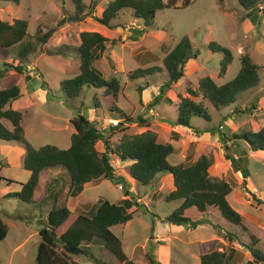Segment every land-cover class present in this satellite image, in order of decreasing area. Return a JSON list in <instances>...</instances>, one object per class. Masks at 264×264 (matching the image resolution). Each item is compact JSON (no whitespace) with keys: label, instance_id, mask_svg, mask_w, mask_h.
Returning a JSON list of instances; mask_svg holds the SVG:
<instances>
[{"label":"rangeland","instance_id":"rangeland-1","mask_svg":"<svg viewBox=\"0 0 264 264\" xmlns=\"http://www.w3.org/2000/svg\"><path fill=\"white\" fill-rule=\"evenodd\" d=\"M84 1L89 6L88 13L82 20L74 21L70 18L74 10L70 0L0 2L2 19L9 22H12L14 18L27 20V35L22 42L16 44L13 51H9L10 54H0V62L5 60L15 64L17 59L11 56L17 54L18 46L28 41L36 43L38 32L43 33L48 29L53 31L45 43H36L35 50L27 55L25 67L21 73L10 69L3 78H0V88L6 82L5 77L15 81L13 84L19 87V99H16L21 108L20 122L27 140L34 147L50 143L65 148L63 146L70 141L69 131L74 130L69 119L78 111L88 116V106L92 105L95 95L101 94V90L83 87L81 93L72 100L59 97L58 83L79 72V59L74 53L60 55L50 51L55 47H64L65 44L76 46L80 43L79 33L82 30L99 31L108 37V41L106 50L95 61L96 67L101 70L105 78L111 75L119 77L122 94L119 92L118 105L133 117L140 115L146 119L147 124L134 122L126 129V132L139 133L148 129L156 133L158 141L170 142L174 147L173 152L167 157L171 164L182 162L186 156L192 159H196L203 153L212 156L213 161L208 171L230 183L232 189L229 198L241 210L245 222L251 227L250 230L260 239L257 245L264 252V152L253 154L243 142L233 144L231 139L227 142L235 157L245 155L246 163L244 164L249 170L252 183L249 188V182L246 181L248 178H245L240 170L235 169L225 158V150L217 130V128L221 129L230 135L244 129L257 130L264 124V0L258 3L256 12L255 10L249 12L250 10L241 7L236 0H189L188 4L184 3V0H175L170 7H164L156 12L154 25L141 35L139 41H134L127 36L134 24L141 25L140 21L128 18L129 10H126L124 14L127 18L124 27L109 29L97 20L103 6L109 0H96L95 3H92L93 0ZM247 19L256 24L252 30L256 33L250 35L251 37L245 31L246 28L244 29ZM184 34L188 36L194 47L190 61L199 65L198 69L195 70L190 61L186 63L184 77L165 87L162 98L152 105L153 97L159 93L160 86L168 77L162 67V59ZM210 41L229 48L233 54L232 61L222 76L219 74V69L223 53L211 50L208 45ZM242 47L243 51H241ZM244 54L249 55L254 62L261 65L258 69L260 81L258 86L238 93L234 103L216 109L201 97V93L198 92L194 96L186 91L187 85L193 89L196 88L198 78L203 75H208L217 84L233 78L240 68V58ZM151 65L161 66L162 70L144 78H129L128 71L131 69ZM43 80L51 89L49 96L47 89L41 85ZM36 87L45 90L46 100H42L40 95L28 94ZM179 93L195 101L203 102L208 111L213 114V124H208L199 117L191 118L194 129L208 127L211 130H203L208 131L203 138L200 137L203 131L198 133L184 126L177 128L173 126L172 121L175 119ZM168 97L169 100H167ZM36 101V104H31ZM252 103H255V106L252 107ZM241 108L245 111L240 110ZM112 118L117 119L114 115ZM220 118L221 121L226 118L227 123L223 127H219ZM3 122L9 125L5 119ZM96 125L104 129L107 136L109 132L107 126L113 124L105 121L103 126V121L100 119ZM121 134L119 131L110 134V143H117ZM4 144H7V148H2L1 145ZM12 145L22 148L23 154L19 155ZM99 148H101L100 145ZM24 153L25 150L21 144L0 140V218L7 228L5 237L0 240V264H36L37 244L41 238L38 230L45 222L47 211L54 205L65 203L72 210L88 214L99 198L115 202L123 196L137 201L138 209L133 217L125 224L113 225L111 230L120 238L125 254L128 257L132 256L133 261L139 264H145V254L148 251L157 252L160 264H200V251L214 248L217 241L225 242L222 234L218 233L210 223H203L191 229L186 225L174 226L164 221V217L180 203V200L164 201L160 195L161 189L159 190L158 187H172L170 176L161 173L157 174L150 184H136L126 170L127 160L119 159L118 161L114 156L111 162L116 166L117 174L123 178L126 189L130 190L128 196L124 195L125 186L119 188L113 181L101 178L85 184L80 196H70L67 194L69 183L67 172H61L52 194L47 195L45 199L43 182L46 175L42 177V184L35 191L32 203L9 196L8 193L18 191L21 184L28 178L29 170L22 165ZM62 169L60 167L50 172L55 174ZM54 174L50 175L55 176ZM53 176L48 180L54 178ZM8 178H13V181L7 183ZM134 206L130 207L129 211L135 209L136 206ZM143 206H146L150 213L143 212ZM152 218H155V222L158 223L157 231L160 234L158 243L161 244L159 247L154 240H151L153 238V232L150 230ZM208 218L211 222L219 224L223 232L235 231L241 240L246 239L239 230L225 223L218 213L211 212ZM164 235L169 236L164 238ZM213 239H215L214 242H212ZM232 245L241 251L243 259L239 260V264H244V259L251 258L249 251L243 249L238 242ZM55 249L59 254L68 256L69 260L75 264H97L95 260L104 261L105 259L108 261L107 264H120L113 256L106 253L102 240L96 237L90 242L81 244L80 251L77 253L67 252L61 244H57ZM253 264H264V262Z\"/></svg>","mask_w":264,"mask_h":264},{"label":"trees","instance_id":"trees-1","mask_svg":"<svg viewBox=\"0 0 264 264\" xmlns=\"http://www.w3.org/2000/svg\"><path fill=\"white\" fill-rule=\"evenodd\" d=\"M70 1L74 6L73 13L70 14L71 20H82L87 15L89 6L84 0ZM95 1L93 0L92 3ZM236 1L244 9L250 10L249 12L252 10L256 12L258 3L262 0ZM0 2L17 3L18 0H0ZM174 2L175 0H109L103 6L97 20L109 29L124 27L125 22H127L124 14L126 10H129L128 18L133 21H140L141 25L136 26L134 24L136 22H134V27L127 36L130 39L138 40L144 32L154 25L156 12L164 7H170ZM184 3L188 4L189 0H184ZM52 32V29L43 33L38 32L36 43H45ZM26 35V19L14 18L12 22H9L0 17V54H10L9 51H13L16 44L22 42ZM79 40L80 43L76 46L65 44L64 47H55L50 51L60 55L74 53L79 59V72L72 77L60 80L57 89L59 97L72 100L81 93L83 87L100 89L101 94L94 96L91 107L114 115L118 118V122L116 125H110L106 136L104 129H100L95 121L78 111L76 115L70 118L74 131L70 135V143L67 147L60 148L50 143L34 147L25 137L24 128L20 122L22 113L9 106L12 100L19 97V87L12 84L7 88H1L0 140L13 141L24 147L22 165L29 170V176L21 184V188L18 191L8 193V195L32 203L34 193L40 187L38 183L40 172L52 167H62L68 173L67 194L70 196H78L85 183L100 178L125 186L123 178L115 173V165L111 162L114 155L121 160L130 162L126 170L137 184H150L157 174H171L173 188H162L160 195L164 201L180 200V203L164 217V221L178 226L186 225L191 229L203 223H210L217 229L218 233L222 234L225 242L217 241L213 249L201 253L199 256L200 264H239V260L243 257L241 251L232 245L235 242H238L243 249L251 254L250 259H244V264L263 262L264 252L257 245L259 238L250 230L251 227L245 222L241 210L229 198L232 189L230 183L224 178L210 174L208 171L213 161L212 156L203 153L195 160L186 156L184 161L171 164L167 157L173 152L174 147L170 142L158 141L156 133L148 129L139 133H127L126 129H128L129 123H145L146 119L140 115L137 117L130 116L116 105L118 92L121 88L119 77L111 75L105 78L101 70L95 65V61L107 48L108 37L99 31L82 30L79 33ZM36 43L28 41L18 46L17 54L11 56L17 59L15 64L5 60L0 62V77L10 69L21 73L25 67L26 57L35 50ZM208 45L211 50L222 51L223 53L219 69V74L222 76L232 61V53L229 48L221 46L215 41H210ZM193 52L194 47L188 36L184 34L174 47L166 53L162 59V67L167 72L168 77L160 86L159 93L153 97L152 105L158 103L162 98V91L165 87L177 82L184 76V66L192 57ZM162 67L157 65L138 66L128 71V76L131 79L144 78V76L162 70ZM260 67L261 65L254 62L249 55L244 54L240 58V68L233 78L217 84L208 75H203L198 78L196 88L193 89L189 85L185 88L194 96L198 92L201 93L203 99L218 109L234 103L238 93L258 86L260 81L258 69ZM41 85L47 89L49 96L51 89L47 82L43 80ZM177 96L179 103L175 119L172 121L173 124L190 128L198 131V133L203 131L202 128L194 129L191 123L193 116L208 123L211 121V114L203 102L182 96L180 93ZM167 100L169 99L167 98ZM251 106H255V103H252ZM240 110L245 111L244 108ZM3 119L11 127L5 124ZM219 124L222 127L223 121H220ZM217 130L225 150V158L230 161L235 169L240 170L245 178L249 177V170L244 164L245 155L235 157L230 151V144L227 142L231 139L233 144L243 142L250 150L264 151V124L257 130L244 129L230 135L221 129L217 128ZM116 131L122 133L121 137L117 143H110L109 136ZM57 177L43 183L46 192L44 199L47 195L52 194L53 187L58 182ZM6 181L11 183L13 179L8 178ZM129 194L130 190L126 189L125 186L124 195L128 196ZM251 194L255 196L253 193ZM136 202L129 197H123L115 202L99 198L88 214L72 210L65 203L54 205L47 211L45 222L38 230L41 238L37 244L36 264H75L69 260L68 256L56 251L57 244L80 248L81 244L90 242L95 237L102 240L106 253L113 256L120 264H138L125 254L120 238L111 230L113 225L124 223L133 217L137 210L129 211V208L132 205L138 208ZM142 210L150 213L146 206H143ZM211 212L218 213L219 217L225 220V223H229V226L239 230L246 239L241 240L235 231L223 232L219 224L209 220L208 216ZM155 220V218L151 219V232L155 228ZM6 232V224L0 218V240L5 237ZM145 257L148 264H160L156 253L148 251ZM95 262L97 264L108 263L107 259L104 261L95 260Z\"/></svg>","mask_w":264,"mask_h":264},{"label":"crops","instance_id":"crops-1","mask_svg":"<svg viewBox=\"0 0 264 264\" xmlns=\"http://www.w3.org/2000/svg\"><path fill=\"white\" fill-rule=\"evenodd\" d=\"M247 22H245V24H244V29H245V31L249 34V36L250 35H254L255 33H256V31L254 30V31H252L253 29H254V27L256 26V24H254V23H252V21L250 20V19H247L246 20ZM148 30H150V29H148ZM251 37V36H250ZM140 39V38H139ZM139 39H138V41H139ZM135 41V40H134ZM239 48V47H238ZM239 50H237V52H238ZM241 51H243V47L241 48ZM232 56H233V54H232ZM191 59V58H190ZM190 59L187 61V63L190 61ZM190 63H192L191 61H190ZM191 66H194V68H195V70H197L198 69V66L199 65H197V64H194V63H192V65ZM195 70H193V71H195ZM10 76H11V74H10ZM4 76H1L0 78H3ZM184 77V76H183ZM26 80V79H25ZM5 81L6 82H4V86H2L3 88H7V87H9V86H11L15 81H11L9 78H7V77H5ZM225 82V81H224ZM221 83H223V82H221ZM221 83H219V84H221ZM59 84V83H58ZM25 85V84H24ZM26 86V85H25ZM1 87V88H2ZM0 88V89H1ZM52 88V87H51ZM32 89V88H31ZM52 89H55V88H52ZM119 92H120V94H122L121 93V88H120V90H119ZM119 92H118V97H117V101H116V105L117 106H119L118 105V103H119V99H120V96H119ZM28 94H34V95H40L41 96V98H42V100H46L47 98H46V92H45V90H43V89H41V88H35L33 91H29V93ZM21 98V97H20ZM19 99V98H18ZM18 99H16V100H13V101H11L10 102V104H9V106H11V107H13V108H15V109H17V110H21V108H20V105H18L17 104V100ZM168 99H170L169 97H168ZM37 103V101L35 102V103H31V104H36ZM89 108H88V110H89V114H88V118L89 119H91V120H93V121H95V122H97V121H99L100 119H102V121H103V126L105 125V121H107V122H109L110 120H112V117H113V115L112 114H110V113H108V112H106V111H103V110H95L93 107H91V105H89L88 106ZM119 108H121L122 110H124V112L126 113V114H128V115H131V114H129V113H127V111L125 110V109H123L121 106H119ZM133 108V107H132ZM91 110V111H90ZM134 111V110H133ZM177 111V110H176ZM210 114H211V121L209 122L210 124H213L212 122H213V114L210 112ZM227 115V114H226ZM132 116V115H131ZM175 116H176V112H175ZM223 116H225V115H223ZM222 118V117H221ZM221 118L219 119V122L221 121ZM227 118V117H226ZM226 118L225 119H223V125H225V123H227L226 122ZM70 120V119H69ZM97 120V121H96ZM70 122V121H69ZM134 122H131V123H129L128 124V126L129 127H131L132 126V124H133ZM208 123V124H209ZM142 124H147V123H142ZM207 124V123H206ZM9 127H11L10 126V124L8 125ZM98 126V125H97ZM175 128H177L178 126L179 127H182L181 125H173ZM208 126H210V125H208ZM108 128L110 127L109 125L107 126ZM128 127V128H129ZM223 127V126H222ZM206 128H208V127H205V129L204 130H208V129H206ZM253 130V129H252ZM254 130H256V129H254ZM74 131V130H73ZM73 131H69V133H72ZM127 131V130H126ZM208 131H203V132H201L200 133V137L201 138H203V136H205V134L207 133ZM71 135V134H70ZM199 137V136H198ZM69 139H70V137H69ZM69 143H70V141H67V143L63 146V147H67L68 145H69ZM2 146V148H7V144H4V145H1ZM12 146H14V149L18 152V154L19 155H22L23 154V149L22 148H20V147H18V145H12ZM12 146H9V148H12ZM40 146V145H39ZM10 150V149H9ZM253 154H255L256 152H264V151H260V150H257V151H253V150H250ZM114 156V155H113ZM118 161H119V158L117 157V156H114ZM197 158V157H196ZM113 159V158H112ZM111 159V160H112ZM184 159H185V157H184ZM184 159H183V161H184ZM121 160V159H120ZM192 160H195V159H192ZM121 161H123V160H121ZM128 163H127V165L130 163L129 161H127ZM127 165H126V167H127ZM57 168H60V167H52V168H46V169H44V170H42L41 172H40V174H39V181H38V183H39V185H41L42 184V177L44 176V175H46V178H45V180H44V182L43 183H45L48 179H49V177H51V176H53V175H50V174H54L53 172H50V171H53V170H57ZM116 166H115V173L117 174V172H116ZM61 170V169H60ZM61 172L62 173H64L65 172V169L63 168L62 169V171H60V172H58V171H56L55 172V176H53V177H57V176H59L60 174H61ZM165 174V173H164ZM166 174H168L169 176H170V179H171V181H172V176H171V174L170 173H166ZM117 175H119V174H117ZM28 176H29V174H28ZM130 176V175H129ZM132 178V177H131ZM248 179H247V181L249 182L248 183V187H249V185L251 184L252 185V183H251V179H250V177H247ZM10 179H13V178H10ZM133 179V178H132ZM88 183V182H87ZM87 183H85V184H87ZM136 183V182H135ZM85 184L83 185V188L85 187ZM137 184V183H136ZM38 185V186H39ZM38 188H40V187H38ZM163 187H158V189L160 190V189H162ZM169 188H173V184H172V187H169ZM250 188V187H249ZM137 190V189H136ZM83 193V189H82V191H81V193L78 195V196H80L81 194ZM73 197H77V196H73ZM121 198H123V196H121ZM120 198V199H121ZM177 201V200H176ZM133 206V205H132ZM131 206V207H132ZM178 206V205H177ZM135 207V206H134ZM136 208V207H135ZM138 208H136V209H133V210H131V211H135V210H137ZM209 217V216H208ZM156 221V220H155ZM127 222V221H126ZM126 222H124V224L126 223ZM201 225V224H200ZM174 226H178V225H174ZM159 228H158V223L157 222H155V228H154V230H153V238H151V240H154L155 241V244H157V246L159 247L161 244H159L158 243V237H160V236H158V235H160L159 233H158V230ZM158 233V234H157ZM169 236V235H168ZM168 236H163L164 238H166V237H168ZM214 240V239H213ZM260 240V239H259ZM152 242V241H151ZM213 249V248H212ZM158 250H159V248H158ZM211 250V249H210ZM210 250H207V251H210ZM207 251H200V254L201 253H204V252H207ZM154 253H156V255H157V252H154ZM199 254V255H200ZM158 256V255H157ZM129 258H131L132 260H133V258H132V256H129ZM135 262V261H134ZM147 261H146V259H145V261H144V263L145 264H147L146 263ZM264 262V261H263ZM136 263H138V262H136ZM139 264V263H138ZM141 264H143V263H141Z\"/></svg>","mask_w":264,"mask_h":264},{"label":"water","instance_id":"water-1","mask_svg":"<svg viewBox=\"0 0 264 264\" xmlns=\"http://www.w3.org/2000/svg\"><path fill=\"white\" fill-rule=\"evenodd\" d=\"M63 248L70 253H77L80 251V248H72V247H67V246H63Z\"/></svg>","mask_w":264,"mask_h":264},{"label":"clouds","instance_id":"clouds-1","mask_svg":"<svg viewBox=\"0 0 264 264\" xmlns=\"http://www.w3.org/2000/svg\"><path fill=\"white\" fill-rule=\"evenodd\" d=\"M118 119V118H117ZM117 119H115V118H112V120H110V122H112V124L113 125H116L117 124V122H118V120ZM113 120H116V122L115 123H113ZM219 127H221L220 126V124H219ZM131 177V176H130ZM116 184H118V187L119 188H122L123 187V185L121 184V183H116ZM148 209V208H147ZM149 210V209H148ZM150 211V210H149Z\"/></svg>","mask_w":264,"mask_h":264},{"label":"built area","instance_id":"built-area-1","mask_svg":"<svg viewBox=\"0 0 264 264\" xmlns=\"http://www.w3.org/2000/svg\"><path fill=\"white\" fill-rule=\"evenodd\" d=\"M116 122V120H113V123H115Z\"/></svg>","mask_w":264,"mask_h":264}]
</instances>
